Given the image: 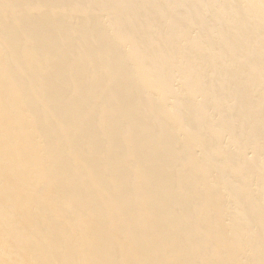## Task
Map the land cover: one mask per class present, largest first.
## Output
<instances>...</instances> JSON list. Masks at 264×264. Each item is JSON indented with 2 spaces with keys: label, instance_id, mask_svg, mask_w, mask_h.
<instances>
[{
  "label": "bare ground",
  "instance_id": "bare-ground-1",
  "mask_svg": "<svg viewBox=\"0 0 264 264\" xmlns=\"http://www.w3.org/2000/svg\"><path fill=\"white\" fill-rule=\"evenodd\" d=\"M216 1L0 0V264H264V0Z\"/></svg>",
  "mask_w": 264,
  "mask_h": 264
},
{
  "label": "rangeland",
  "instance_id": "rangeland-1",
  "mask_svg": "<svg viewBox=\"0 0 264 264\" xmlns=\"http://www.w3.org/2000/svg\"><path fill=\"white\" fill-rule=\"evenodd\" d=\"M215 3H216V5H215ZM214 3V5H212L211 7H213V9L215 10V9H217L218 7H219V5H222L221 3H223V0H217L216 2ZM218 4V5H217ZM215 6V7H214ZM216 6H217V8H216ZM245 23H247V22H245ZM197 27V26H196ZM195 31H197V29L195 30ZM178 83V81H175V84H177ZM250 152V153H249ZM247 153L249 154V156L251 155L252 156V154H253V151L250 149V150H248L247 151ZM252 153V154H251Z\"/></svg>",
  "mask_w": 264,
  "mask_h": 264
}]
</instances>
